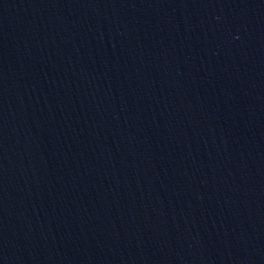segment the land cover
Here are the masks:
<instances>
[{
    "label": "water",
    "instance_id": "1",
    "mask_svg": "<svg viewBox=\"0 0 264 264\" xmlns=\"http://www.w3.org/2000/svg\"><path fill=\"white\" fill-rule=\"evenodd\" d=\"M0 264H264V0H0Z\"/></svg>",
    "mask_w": 264,
    "mask_h": 264
}]
</instances>
